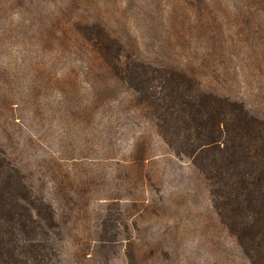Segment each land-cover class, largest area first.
Segmentation results:
<instances>
[{"label":"rangeland","instance_id":"rangeland-1","mask_svg":"<svg viewBox=\"0 0 264 264\" xmlns=\"http://www.w3.org/2000/svg\"><path fill=\"white\" fill-rule=\"evenodd\" d=\"M92 24L264 118L256 0H0V138L56 211L54 264H250L191 159L98 67Z\"/></svg>","mask_w":264,"mask_h":264},{"label":"trees","instance_id":"trees-1","mask_svg":"<svg viewBox=\"0 0 264 264\" xmlns=\"http://www.w3.org/2000/svg\"><path fill=\"white\" fill-rule=\"evenodd\" d=\"M264 6V0H256ZM79 30L98 67L137 94L159 134L204 177L250 264H264V118L183 68L125 52L100 24ZM56 211L0 138V264H54Z\"/></svg>","mask_w":264,"mask_h":264}]
</instances>
